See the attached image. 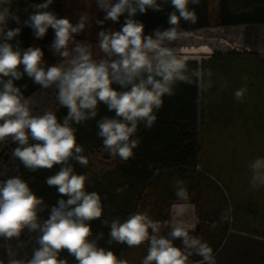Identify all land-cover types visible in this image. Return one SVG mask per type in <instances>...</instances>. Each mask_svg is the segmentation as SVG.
<instances>
[{
	"label": "clouds",
	"instance_id": "obj_1",
	"mask_svg": "<svg viewBox=\"0 0 264 264\" xmlns=\"http://www.w3.org/2000/svg\"><path fill=\"white\" fill-rule=\"evenodd\" d=\"M199 2L170 0L173 11L168 14L169 27L145 34L144 24L135 19L137 13L161 11L162 3L169 0H96L105 13L103 20L96 21L98 25L109 20L118 23L127 14L119 30L98 32L95 48L101 55L97 57L92 43L76 39L89 25L90 15L81 13L73 24L48 11L53 0H45L35 5L36 11L24 25L32 29L36 39L44 38L49 28L54 31L49 50L59 57V62L47 65L40 47L21 48L19 42H12L22 29L9 28L8 21L13 19L18 24L19 17L11 12V0H0V144H16L12 158L29 171L51 170L59 165V171L47 177L46 184L54 186L61 197L50 207L48 217L42 219L48 206L26 180L18 175L0 180V240L6 242L7 264H68L60 258L63 251L76 264H129L110 248L99 245L104 233L93 236L94 220L109 227V245L115 242L132 248L147 243L142 264H216L212 247L191 234L195 220H154L147 211L131 213L123 222L120 218L102 219L100 194L86 190L88 177L77 174L71 163L88 165L72 125L95 119L100 104L114 116L96 121L97 135L111 156L127 161L140 144L139 138H134L138 126L142 123L147 129L153 127L164 96L174 94L177 82L191 83L192 77L203 80L202 69L189 70L169 46L183 36L181 20L196 22L195 11L188 6ZM25 75L41 89L54 90L57 105L67 109L62 120L56 110L35 111L36 101L22 90L27 85L16 84ZM207 75L211 76V72ZM245 92V88L236 90L235 99L242 101ZM248 168L250 186L264 187V157L249 162ZM183 185L181 180L174 182L175 195L186 202L189 196ZM25 231L36 234V246L30 258H18L17 249L26 247L20 240ZM12 240L17 241L15 248ZM176 240L182 246H177ZM193 255L201 259L192 262Z\"/></svg>",
	"mask_w": 264,
	"mask_h": 264
},
{
	"label": "rangeland",
	"instance_id": "obj_2",
	"mask_svg": "<svg viewBox=\"0 0 264 264\" xmlns=\"http://www.w3.org/2000/svg\"><path fill=\"white\" fill-rule=\"evenodd\" d=\"M92 5H97L96 0H63L59 17L75 24L79 15L87 12L91 17L89 32H82L76 39L92 43L94 54L99 57L95 48L98 32L114 30V25L110 20L98 25L96 17L100 11L97 6L91 12ZM169 46L184 62L196 61L203 65V80L199 81L202 122L198 129L199 166L188 181L194 188L188 192L191 200H172L169 193L163 200L158 199L160 184L171 185V192L175 194L174 182L182 181L175 172L143 190L134 213L147 211L150 218L160 221H171L174 217L195 220L191 234L198 237L205 230L220 236L225 228V240L215 254L216 264H264V221L260 219V211L264 214V187L250 186L248 168L249 162L264 157V25L224 28L212 21L207 28L183 33ZM199 46H207L212 53H183ZM53 59L54 64L59 62L54 54ZM241 88L246 92L243 100L238 101L234 93ZM32 97L37 112L45 109L57 112L63 108L57 105L54 90L41 89ZM13 144L10 141L0 144V172L6 173L0 175V180L19 176L12 158ZM20 240L26 247L17 249L18 258H30L31 233L25 231ZM10 243L14 248L17 245L16 240ZM174 243L182 246L180 240ZM147 247V243L136 246L123 258L129 264H142Z\"/></svg>",
	"mask_w": 264,
	"mask_h": 264
},
{
	"label": "trees",
	"instance_id": "obj_3",
	"mask_svg": "<svg viewBox=\"0 0 264 264\" xmlns=\"http://www.w3.org/2000/svg\"><path fill=\"white\" fill-rule=\"evenodd\" d=\"M44 2L45 0L12 1L11 12L14 16L19 17L20 22L17 24L15 20L9 19L8 27L22 29L16 40L12 41L13 43L19 42L21 48L36 46L50 49L54 39V31L51 28L44 38L36 39L32 29L24 25V21L36 11L35 5ZM158 2H162V0H158ZM62 3L63 0H53L47 10L53 11L59 17ZM188 7L195 11L197 19L195 23L181 20L179 28L183 33L207 28L212 21L217 26L224 28L264 25V0H218V9L215 14L209 10L207 0H200L199 4L190 3ZM162 9L161 11L148 9L144 14L137 13L135 19L144 24L145 34H151L157 28L166 29L169 27L168 14L173 11L170 0L169 3H162ZM126 15L120 17L116 24V30L122 27ZM48 51L50 52V50ZM50 55L49 61L52 62L53 54ZM185 64L189 70L199 68L203 71V65L200 66L196 61H188ZM191 79V83L177 82L174 94L164 96L163 106L156 113L157 120L152 128L147 129L142 123L138 126L134 138L138 137L140 144L133 150L134 156L127 161L121 160L118 156H111L104 148L102 138L97 135L96 121L105 116H114V112H109L105 105L98 106V115L95 119L82 122L79 125H72L76 128L77 143L84 149L82 155L86 156L89 162L87 166H82L75 161H71V163L77 174L88 177L86 190L100 194L104 207L102 219L120 218L123 222L131 213H134L140 193L151 188L155 183H159L165 175L169 176L176 172L180 175L184 182L183 186L188 192L194 189L188 181L199 166L198 129L202 122H200L199 80L195 77ZM16 84L17 86L27 85L26 89H22L25 96H32L41 90L26 75ZM56 115L58 119L62 120L67 115V109L61 108L56 112ZM16 146L13 144V149ZM15 162L19 176L29 183L32 191L38 197H42L48 206L41 214V218L46 219L50 207L56 205L58 199L61 198L54 186L49 187L46 184V178L59 171L60 166H54L51 170L41 169L32 172L26 169L19 160L15 159ZM160 185L162 190L157 191L158 199L163 200L166 193H169L172 200H178L174 192H171V185ZM260 219L264 221V214H261V211ZM201 220L206 221L207 218ZM91 226L93 236L100 232L104 233L99 245L110 248L120 258L125 257L136 248H129L125 244L115 242L111 245L107 244L110 229L104 226L101 220L92 221ZM222 231L220 236H214L208 230L199 233L201 240L212 247L214 255L225 240L226 229L222 228ZM35 235L31 233L33 247L36 246ZM0 258L8 259L3 240H0ZM60 258L66 259L68 264H76L74 258L66 251L61 252ZM200 259L201 257L196 255L190 258L192 262Z\"/></svg>",
	"mask_w": 264,
	"mask_h": 264
},
{
	"label": "crops",
	"instance_id": "obj_4",
	"mask_svg": "<svg viewBox=\"0 0 264 264\" xmlns=\"http://www.w3.org/2000/svg\"><path fill=\"white\" fill-rule=\"evenodd\" d=\"M12 1L13 0H11V4H12ZM114 2H115V0H114ZM207 2H208V8H209V10L213 13V14H215L216 12H217V9H218V0H207ZM96 7H97V5H92V11L91 12H93L95 9H96ZM10 9H11V5H10ZM97 9L100 11V12H98V15H97V20H103V18H104V15H105V13L103 12V11H101L98 7H97ZM95 15V14H94ZM113 23V22H112ZM116 24L117 23H113V25H114V30H116ZM85 32H89V28L87 27L86 29H85ZM199 47H203V46H199ZM207 47V46H206ZM43 51H44V60L46 61V63H47V65H51V64H54V59L52 60V62H50L49 61V58L51 57V51L49 52L48 50L49 49H47V48H42V47H40ZM195 48H198V47H195ZM210 49V48H209ZM97 55H101V54H97ZM207 55H209V54H207ZM55 63H56V61H55ZM0 261H4V264H7V260H3L2 258H0ZM6 261V262H5Z\"/></svg>",
	"mask_w": 264,
	"mask_h": 264
},
{
	"label": "bare ground",
	"instance_id": "obj_5",
	"mask_svg": "<svg viewBox=\"0 0 264 264\" xmlns=\"http://www.w3.org/2000/svg\"><path fill=\"white\" fill-rule=\"evenodd\" d=\"M184 54H211L212 50L206 46L198 47V48H191L190 50L183 52ZM38 102V101H37Z\"/></svg>",
	"mask_w": 264,
	"mask_h": 264
}]
</instances>
